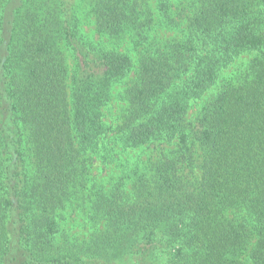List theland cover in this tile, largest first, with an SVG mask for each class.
Returning <instances> with one entry per match:
<instances>
[{
  "label": "trees",
  "instance_id": "16d2710c",
  "mask_svg": "<svg viewBox=\"0 0 264 264\" xmlns=\"http://www.w3.org/2000/svg\"><path fill=\"white\" fill-rule=\"evenodd\" d=\"M0 264H264V0H0Z\"/></svg>",
  "mask_w": 264,
  "mask_h": 264
},
{
  "label": "rangeland",
  "instance_id": "374dc122",
  "mask_svg": "<svg viewBox=\"0 0 264 264\" xmlns=\"http://www.w3.org/2000/svg\"><path fill=\"white\" fill-rule=\"evenodd\" d=\"M80 10H82L80 12V16H81V25L83 27V29L86 32H90L91 31V19L89 17H86V10L81 8Z\"/></svg>",
  "mask_w": 264,
  "mask_h": 264
}]
</instances>
